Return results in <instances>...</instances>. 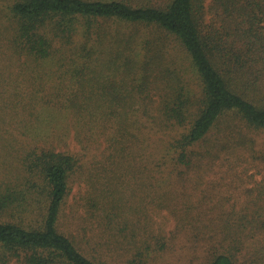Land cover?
I'll return each instance as SVG.
<instances>
[{
	"label": "rangeland",
	"instance_id": "1",
	"mask_svg": "<svg viewBox=\"0 0 264 264\" xmlns=\"http://www.w3.org/2000/svg\"><path fill=\"white\" fill-rule=\"evenodd\" d=\"M16 1L0 0V194L18 195L21 208L2 213L0 223L41 225L47 199L41 188L27 189L24 165L28 150L46 148L73 157L58 230L95 264H210L219 255L264 264V130L227 112L179 161L171 144L199 113L202 92L176 40H162L153 26L80 18L63 24L66 38L48 33V23L49 55L35 58L16 37L9 12ZM147 52L158 60L141 92L132 71L140 72ZM83 64L102 76L103 98L94 103L104 111L89 117L70 104L74 96L89 103L84 97L97 82L77 71ZM167 68L170 83L159 73ZM181 83L193 92L186 128L159 111L173 96H187L173 85ZM8 264H25L23 255Z\"/></svg>",
	"mask_w": 264,
	"mask_h": 264
},
{
	"label": "trees",
	"instance_id": "2",
	"mask_svg": "<svg viewBox=\"0 0 264 264\" xmlns=\"http://www.w3.org/2000/svg\"><path fill=\"white\" fill-rule=\"evenodd\" d=\"M206 2H210L212 12L209 21L205 20ZM9 12L18 26V41L27 54L35 58L44 59L49 55L51 39L43 32L48 23L52 24L48 33L66 38L68 27L63 24L80 18L153 26L160 31L162 40H176L186 52L190 67L200 81L199 92H202L199 113L188 125V131L171 144L170 151L183 163L187 159V148L202 141L227 112H235L252 128L264 130V0H21L14 2ZM160 44L161 40L158 47ZM153 58L147 52L139 62L140 72L132 71L141 79V92L148 89L153 63L158 60ZM92 68L83 64L77 70L86 71L90 83L97 81L84 97V101L90 102L81 105L77 96L70 100L74 111L80 110L79 113L87 117L104 111L94 103L99 97L103 98L98 90L102 76ZM171 71L167 68L159 72L166 73L163 76L168 78V83L175 79ZM123 72H127L126 69ZM184 84L173 85L187 91V96H173L159 109L166 122L180 128L189 124L192 107L193 92L184 89ZM260 92L262 102L257 106L255 98ZM102 117L112 119L109 115ZM178 149L180 154L176 152ZM25 162L27 183H31L27 189L41 188L47 206L38 227L0 223V248L6 252L0 256V264H8L10 258L21 255L25 264H95L58 230L69 193L68 172L74 167L73 157L35 147L27 151ZM35 173L39 181L31 182ZM17 199L18 195L9 190L0 194V215L14 206L21 208ZM210 264H233V260L219 255Z\"/></svg>",
	"mask_w": 264,
	"mask_h": 264
}]
</instances>
